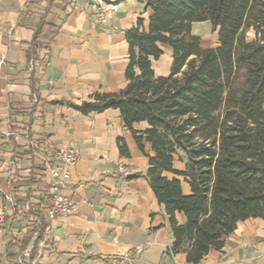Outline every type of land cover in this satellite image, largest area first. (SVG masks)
<instances>
[{
    "label": "crops",
    "instance_id": "crops-1",
    "mask_svg": "<svg viewBox=\"0 0 264 264\" xmlns=\"http://www.w3.org/2000/svg\"><path fill=\"white\" fill-rule=\"evenodd\" d=\"M151 14L140 0H119L101 23L93 0H0V264H23L40 219L46 230L38 264H109L126 252L134 264H189L185 253L168 251L174 234L164 204L145 176L131 177L147 172L151 145L140 151L118 109L84 115L72 106L127 86L126 32L139 18L148 28ZM161 47L153 68L168 75L173 51ZM120 137L130 157L121 154ZM64 147L80 152L64 188L77 209L49 219L50 170L60 166ZM179 163L175 157L184 169ZM183 189L190 192L187 182ZM178 219L184 223V214ZM199 264H264V219L239 222L223 249Z\"/></svg>",
    "mask_w": 264,
    "mask_h": 264
},
{
    "label": "trees",
    "instance_id": "trees-1",
    "mask_svg": "<svg viewBox=\"0 0 264 264\" xmlns=\"http://www.w3.org/2000/svg\"><path fill=\"white\" fill-rule=\"evenodd\" d=\"M140 2L152 14L148 28L139 18L126 32L127 86L72 106L84 115L118 109L140 151L151 145L147 172L131 177L145 176L164 204L174 234L168 251L199 264L223 249L239 222L264 219V0ZM203 21L218 30L216 47H203L194 33V23ZM161 45L173 51L168 75L153 68ZM140 122L148 127L136 129ZM118 142L130 157L125 139ZM176 155L184 169L175 167ZM40 228L33 259L45 222L35 232Z\"/></svg>",
    "mask_w": 264,
    "mask_h": 264
},
{
    "label": "built area",
    "instance_id": "built-area-1",
    "mask_svg": "<svg viewBox=\"0 0 264 264\" xmlns=\"http://www.w3.org/2000/svg\"><path fill=\"white\" fill-rule=\"evenodd\" d=\"M96 9L97 19L103 23L110 19L117 10L119 0H93ZM80 159V152L75 147H64L59 153L60 166L51 168V175L53 177V185L55 193L52 200V205L47 210V217L54 219L57 215H69L77 209V203L71 194L64 191L67 186V180L71 177V169L78 163ZM119 171L127 173L128 170L122 165H119ZM8 200L13 201V197L6 194ZM5 212L0 210V220L4 221ZM43 219L39 220L40 226L43 224ZM40 229H38L32 238V242L25 249L22 257L23 264H38L41 257L40 242L38 244L37 256L33 259L35 241L40 236ZM43 236V235H42ZM144 250V246L136 247L138 253ZM109 264H134L133 259L129 253H123L114 256Z\"/></svg>",
    "mask_w": 264,
    "mask_h": 264
},
{
    "label": "rangeland",
    "instance_id": "rangeland-1",
    "mask_svg": "<svg viewBox=\"0 0 264 264\" xmlns=\"http://www.w3.org/2000/svg\"><path fill=\"white\" fill-rule=\"evenodd\" d=\"M193 31L195 34L201 37V43L205 48L216 47L219 44V33L218 30L213 27L211 22L203 21V22H195L193 25ZM249 39L254 38V31L250 30L247 34ZM179 165H183L184 161L181 160L179 155L176 156Z\"/></svg>",
    "mask_w": 264,
    "mask_h": 264
}]
</instances>
